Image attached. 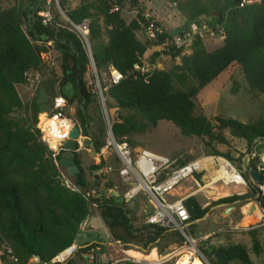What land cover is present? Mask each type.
Masks as SVG:
<instances>
[{
  "label": "trees",
  "instance_id": "trees-1",
  "mask_svg": "<svg viewBox=\"0 0 264 264\" xmlns=\"http://www.w3.org/2000/svg\"><path fill=\"white\" fill-rule=\"evenodd\" d=\"M12 1L15 5L11 8L0 6V236L17 258L12 264H28L33 257L49 263L76 242L94 205L100 210L101 219L113 239L125 248L133 244L146 251L157 248L162 254L172 245L183 246L187 239L179 231L156 225L135 229L134 217L122 198L102 195L106 189L120 187L121 182L104 184L102 191L101 175L89 181L78 158L81 173L69 179L71 188L65 186L64 169L59 165L63 149H51L42 139L39 126L43 106L37 97L25 103L17 87L28 84L27 73L40 72L42 82L37 92L44 87L52 103L58 97L65 98L70 106L77 102V122L84 128L90 121L88 108L95 102V94L85 82L91 60L80 37L62 20L56 4L52 5L55 16L44 24L38 13L44 10L45 0ZM172 1L186 18L187 25L211 18L210 25L224 33V42L220 48L209 52L203 39L197 37L190 55H183V49L171 50L167 54L174 65L169 70L154 71L146 80L134 66L155 44L138 39L137 33L144 22L141 16L127 23L122 12H112L115 0L81 2L73 9L69 1L61 0V7L72 22L90 20L89 42L98 73L113 69L122 75V80L108 85L106 92L117 114L113 123L114 136L120 142L138 147L134 137L149 134L160 122L166 121L184 137L202 141L207 149L228 144L229 134L245 140L250 151L257 139L264 140V116L249 123L224 117L211 120L197 113L196 98L236 64L244 74L250 93L263 97L261 109L264 113V0L243 7L242 0ZM137 3L138 0H132L133 5ZM119 4L124 7L123 0ZM41 39L52 42L59 53L61 74L45 65L42 56L48 49L34 43ZM177 58L180 63L176 62ZM251 166H255V161ZM103 167L102 161L92 170ZM193 178L201 188V178L196 174ZM92 191L95 195L90 194ZM257 191V186H249L248 193L223 197L205 205L197 196L188 197L184 200L190 214L187 236L194 237L195 222L204 218L213 206L254 198ZM258 215L257 212L253 219ZM249 235L253 251L259 256L257 234L251 232ZM97 245L98 242L85 246ZM219 250L228 264H254L243 245L214 247L203 244L201 247L212 264H221L216 258ZM67 264L75 263L70 260ZM122 264L150 263L125 261Z\"/></svg>",
  "mask_w": 264,
  "mask_h": 264
},
{
  "label": "rangeland",
  "instance_id": "rangeland-1",
  "mask_svg": "<svg viewBox=\"0 0 264 264\" xmlns=\"http://www.w3.org/2000/svg\"><path fill=\"white\" fill-rule=\"evenodd\" d=\"M48 1L49 0H45L44 9L48 6ZM165 1L166 3L169 2V4L173 3L172 0ZM124 3H130L131 6H127L129 10H131V8L133 7V5L131 4V0H124ZM53 4L54 2L52 3V5ZM14 5L15 2L12 0L0 1V6L3 9L11 8ZM70 7L71 9H73L76 6L70 4ZM171 7H173L172 9H175L177 8V5L176 7ZM63 11L65 10L63 9ZM32 14H30L29 16L31 17ZM51 16L52 19L55 16L52 8ZM62 20L65 23L67 22L64 17H62ZM211 38L216 37L207 36L204 37V40L208 41V39ZM44 40H35L34 43L37 46H44L48 49V52H46L42 56L45 65L48 68L56 69L58 71V74H61V71H59V53L53 47L52 42H46ZM217 45V43L214 44L212 48H217ZM190 46H192V43L190 44ZM188 49L189 47L183 49V55H187L186 51ZM163 52L166 53V51ZM157 54L159 55H151L150 60L154 63H159L160 69L169 70L174 65L172 59L166 54ZM110 74L111 73L109 72H102V74H99L101 85H109ZM94 78L95 70H92V72L87 75V81L91 79L93 80ZM221 82L222 78L216 81L213 86L205 88L198 95V97L196 98L198 114L204 115L211 120L215 119L216 117H224L237 119L243 123L254 122L260 117L264 116V113L261 109L263 97L261 95L250 93L244 74L238 65H231L226 70L224 83L222 86H220ZM26 86H28L33 93L27 96H25V93H23L25 103H28L32 100V98L37 97L41 105L43 106V109L48 108V114H52L54 112V110L51 108L52 101L44 92V87H42L40 91L37 92L33 90L29 85ZM96 86L97 83L93 81L92 86L90 87H92V90H96ZM18 89L20 92H23L24 90V88H22L21 86H19ZM97 102L98 104L94 108V111H92L91 118L95 125L94 127L98 132L97 137L99 139V144L102 145L107 139L108 120L105 115H103V108L101 107V104L98 100ZM78 106L79 104L77 102L72 105V108L75 110L74 112H70L67 108V110L65 111L67 116L77 120L76 110ZM107 111L111 123L113 124L115 119L117 118V114L114 108V103L109 98L107 100ZM227 139L229 141L228 144L216 145L214 147V150L207 149L202 141L197 138L184 137L172 123L165 121L160 122L159 125L151 131V133L134 137V141L138 143V147H133L130 144L129 145L132 148L136 149L148 148L155 152L167 155L173 159L182 157V159L179 161L181 165L183 162L188 164L196 162L200 159L214 157L211 166L212 168L209 169L210 172H216L220 170V166L218 164L216 165V163L217 159L222 158L230 162L236 169V171L243 177V165L246 164L251 166L252 161H255L254 157H250L252 149L250 151L248 150L247 142L245 140L232 138L229 134H227ZM255 145H257V143ZM50 148L52 149V146H50ZM109 164L114 165L116 164V162L115 160H110ZM253 168H259V171L261 170L264 173V168L259 167L256 162ZM98 175H101L103 183L105 184H109V182H114L115 180H117L116 176L111 172H100V174ZM196 175L201 178L203 183V190H201L197 194V197L200 199V202L203 205L212 203L215 200L223 197L249 192V187L247 185L245 177H243L245 183L241 185L219 182L218 184L213 185V187H207L208 171L204 170L201 173H197ZM188 179L191 180L192 178L190 177ZM186 185H188L186 183V180L181 181V183L173 190V192H178L182 186ZM250 198L253 197H248L245 200L236 201L234 204H232L235 205V209L228 214L225 213L226 209L227 207L232 205L223 204V206H220V204L217 206H213L202 221L195 223L196 227L194 229L193 238H190V240L187 239V243H185L183 246L172 245L171 247L165 249L162 254H159V250L157 249L159 256L153 254L150 257L153 249L150 251H146L138 245L132 244L130 245V248H125L121 244L110 245L108 244V242L105 243L106 241L111 242L114 239L112 238V240H110L109 230L108 228H106L105 224H103V220L101 218L94 219L87 230L81 231L77 238V242L79 245H87L94 241H97L102 247V251L100 252V254L102 255L104 264H122L127 261L125 260V258H127L128 256H136L141 259V256L137 253L146 255L147 258L145 257L144 260L147 263L157 261V258H159L160 261H163V263L160 264H198L196 262L197 257L194 253L197 249L207 259L208 263L212 264L209 257H207L201 251V247L203 246V244L213 245L214 247L233 244L243 245L247 248V253L254 264H264V217H262L264 215H262L261 212V210H264V202H261L259 210L257 211L259 212V215L256 217V219H254L255 223L248 225L247 211L250 205L253 203L252 201H248V199ZM132 202H134L138 207H146L148 211L149 208H152L145 193H140L134 200H132ZM251 232H256L257 238L260 242L261 254L259 256H257L253 251L252 241L249 235ZM71 260H73L75 264H86L79 254L75 255ZM28 264H33L32 259Z\"/></svg>",
  "mask_w": 264,
  "mask_h": 264
},
{
  "label": "built area",
  "instance_id": "built-area-1",
  "mask_svg": "<svg viewBox=\"0 0 264 264\" xmlns=\"http://www.w3.org/2000/svg\"><path fill=\"white\" fill-rule=\"evenodd\" d=\"M67 1L74 6H78L81 2H97L101 0ZM119 1L120 0H115L112 12H123L125 10L127 3H124L123 7L119 4ZM149 1L150 0H138V3L133 5L131 0L133 7L130 11L133 20L137 19L138 16H141L144 19V22L141 23V31L148 41L150 40L155 44L149 49L152 51V55L160 53L169 56L167 53L171 50L191 47L190 44L193 43L197 37L204 39V37L207 36H221L224 39V33L219 31V28L212 27L210 25L211 23L207 21L192 22L187 25L185 30L178 34L169 33L167 29L161 25L159 18L154 12L147 7ZM53 2L66 19L68 29L76 33L82 40L91 60V66L96 68L89 42L90 20L85 19L82 23H74L67 17L66 12L63 11L61 0H49L48 6L38 13V15L43 18L44 24L52 21L51 6ZM259 2H261V0H242L241 6L243 7ZM129 5L130 3H128V6ZM176 5V3H170V6L176 7ZM160 41L161 43H159ZM163 51H166V53ZM134 69L147 80L151 77L154 71L158 70V66L157 63L150 60V57L146 58L144 55L141 62L134 66ZM110 73L109 85L118 84L122 80V75L118 71L111 69ZM26 78L28 82L27 85L37 91L42 82L41 73L31 71L26 74ZM95 79L97 86L94 94H96L97 100L103 108V115H105L108 120L107 139L102 145H99L97 156L103 161L106 156L113 152L117 157L119 168L116 172L122 186L124 187L122 200L126 203L134 200L140 193H145L152 206V213L148 217L147 224L179 231L186 239L190 240V237L186 234L187 228L190 225V214L184 205V200L168 202L166 196L174 190L181 181L193 177V175L201 173L204 170L197 168L194 165L196 164L194 162L181 165L179 161L182 157L173 159L148 148L136 149L132 148L127 142L118 141L113 134V124L111 123L107 111L108 97L106 92L108 91L109 86L101 85L98 76H96ZM68 106L65 98L58 97L54 102V112L52 114L42 115L48 121L46 128L39 126L42 132V139L49 146H52V148L55 147L51 145L53 142L58 144L59 149L62 148L63 143L69 140L72 130L76 126L81 128L75 119L67 116L65 113ZM84 146L82 137L78 140V150ZM104 170L107 172L114 171L111 166L104 167ZM67 177V173L63 172L64 184L66 187L71 188V183ZM258 189L264 194V184L258 185ZM95 193V191H92L90 194L95 195ZM94 206L97 207L96 205ZM261 212L262 215H264V210H261ZM101 251V245L87 248V246L74 243L72 246L57 254L49 263H42L38 257H33L32 262L33 264H67L75 255L79 254L86 264H104L102 255L100 254ZM194 253L202 264H209L207 259L198 251V249ZM125 260L134 263L146 262L145 260L134 258L132 256H128ZM15 262H17V258L13 253V250L0 236V264H12ZM149 263L160 264L159 261H152Z\"/></svg>",
  "mask_w": 264,
  "mask_h": 264
},
{
  "label": "crops",
  "instance_id": "crops-1",
  "mask_svg": "<svg viewBox=\"0 0 264 264\" xmlns=\"http://www.w3.org/2000/svg\"><path fill=\"white\" fill-rule=\"evenodd\" d=\"M126 5H128V4H126ZM147 7L154 12V14L159 18L161 25H163L167 29V31L169 33H171V34H178V33L182 32L183 30L186 29V27H187V20H186V18L178 11L177 8L172 9L173 7L170 6L169 2L166 3L165 0H150L149 3H147ZM122 15H123L124 19L127 21V23H130L133 20V16H132L131 11L129 10L128 6H125V10L122 12ZM207 22H211V18L207 19ZM137 37L142 42L147 41V39H146V37H145V35L143 34L142 31H140V32L137 33ZM203 41H204L205 48L209 52H211V51H214V50L220 48L223 45L224 39L221 36H219V37L216 36V38L208 39V41H205L203 39ZM216 43L218 44L216 46L217 48H214L213 49L212 46L214 44H216ZM191 52H192L191 47H189V49L186 51V54L187 55H190ZM151 55H152V51L151 50H148L146 52V54H145V57L146 58L147 57L149 58ZM168 57H170V56H168ZM176 62L177 63H180V59L177 58ZM157 66H158V70H164V69H160V64L159 63L157 64ZM92 70H95V78H96V76L99 77V73H98L97 69L96 68H93L91 66L89 68L86 76H85V82H86L87 86L91 89L92 93L94 94L95 89L92 90V87H90V86H92L93 81L96 82V79L94 78L93 80L91 79V80H88L87 81V75L90 74V72H92ZM225 74H226V71L223 72L215 81H213L206 88H209L210 86H213L215 84V82L218 81L221 78H222V82L220 83V86H222L223 83H224V76H225ZM99 79H100V77H99ZM103 86H106V85H103ZM21 87L24 88L23 92H20L19 89H18V87H17V90H18V93H19L20 97L24 101L23 93H25L24 95L27 96V95L32 94L33 92H32V90H30V88L28 86H21ZM97 104H98V102H97V96L95 94V102L92 103L89 106V108H88V113L90 115V121H88L89 122V133L87 131H86L87 134L84 133V135L90 136L93 139L94 143H96L95 142L96 141V137L95 136H97V133L98 132H97V129L94 127L95 125L93 123V120H92L91 116H92V111H94V108L97 106ZM51 108L54 110V102L51 103ZM47 109H44V113L42 115L48 114V110ZM68 109H69L70 112H74L75 111L72 108V106H70V105L68 106ZM42 115H41V119H42V121H41V127L46 128V126L48 124V121ZM82 128L83 127L81 126V129ZM83 142H84V137H83ZM52 145L55 146L54 148L56 150L59 149V146H58V144H56V142H53ZM112 153L113 152H111L108 156H106L104 158V160H103L104 167L111 166L114 169V171H112L111 173L116 176L117 182L120 183V180H119L118 175H117V172H116V170L119 168V163H118V160H117L115 154H112ZM97 155H95L94 150L91 147H86V146L80 148L76 152V157L80 161L81 167L85 170V172L87 174V178H88L89 181H91V180L92 181H95L94 176L100 174V172L107 173V171L104 170V167L102 169H100V170H97V171L92 170V167L93 166L99 165L102 162V159L100 157H98ZM110 160H115L116 164L110 165L109 164V161ZM64 172H66V171L64 170ZM260 172L262 173L261 170H260ZM67 178L68 179H71V177H69V176ZM191 178H192L191 180L190 179H185L186 180V183L188 185L182 186L179 189L178 192H173V190H172L167 195L168 198L166 196L167 201L168 202H174V201H178V200H186L190 196H197V194H198L197 192H200L203 189H202V187L199 189V187L195 183V179L193 177H191ZM104 184L105 183H103L101 185V190L102 191L104 190ZM257 187H258V185H257ZM123 193H124V187L121 185L120 187L115 186L112 189H106V190H104L102 192V195H105L107 197L115 196V197H121L122 198ZM261 202L263 203L264 200H262ZM126 205H127L128 209L131 211L132 216L134 217L133 226H134L135 229H139V228L144 227L145 225H148L147 224V220H148V217L152 213L151 212L152 211V208H149L148 207L149 208V211H148L146 209V207L145 208L138 207L132 201L126 202ZM221 205H223V204H221ZM96 218H101V216H100V210L97 207L93 206L91 208L90 215H89L88 219L86 220V222L81 227V231L87 230V228L89 227V225L92 224V221L94 219H96ZM103 224H104V222H103ZM109 238H110V240H112V238H113L112 235L110 234V232H109ZM95 242H97V241H94L92 243H95ZM107 242L110 245H113V244H116V245L119 244L120 245V242H117L115 240H112L111 242L106 241L105 243H107ZM75 243H78L77 240H76ZM92 243H90V244H92ZM87 245H89V244H87ZM137 254H139L141 256V260H144L145 257L147 258V256L144 255V254H140V253H137ZM153 254H156V256H159L158 255V252H157V248H153L150 257ZM132 257L138 258L136 256H132ZM138 259H140V258H138ZM157 261H159L160 263H163V261H160L159 258H157Z\"/></svg>",
  "mask_w": 264,
  "mask_h": 264
},
{
  "label": "water",
  "instance_id": "water-1",
  "mask_svg": "<svg viewBox=\"0 0 264 264\" xmlns=\"http://www.w3.org/2000/svg\"><path fill=\"white\" fill-rule=\"evenodd\" d=\"M81 109L84 110V106L81 105ZM89 133V123L86 122L84 128H80L76 126L69 137V140L65 141L62 145L63 153L59 161V165L63 168L67 175L71 178L77 177L81 173V169L77 164L76 152L78 150V140L84 137V145L86 147H91L94 150L95 155L98 154V147L94 143L93 139L90 136L84 135L85 131ZM257 145H253L251 147L252 152L250 157H254L255 162L259 167L264 168V140L257 139ZM244 177H246L248 187H255L257 185L264 184V175L259 171V168H253L250 165H243ZM263 200V194L260 191H257L256 196L254 198L248 199V201H252L253 203L250 205L247 211V224L251 225L255 223L253 219L254 215L259 210L261 205V201ZM223 206V205H220ZM235 209V205L229 206L226 209V214L230 213ZM204 218L197 220L195 223L202 221ZM216 258L219 260L221 264H228L227 259L223 255L221 250L217 251Z\"/></svg>",
  "mask_w": 264,
  "mask_h": 264
},
{
  "label": "bare ground",
  "instance_id": "bare-ground-1",
  "mask_svg": "<svg viewBox=\"0 0 264 264\" xmlns=\"http://www.w3.org/2000/svg\"><path fill=\"white\" fill-rule=\"evenodd\" d=\"M213 160H214V158L210 157V158L200 159V160L194 162V163H196L194 165L197 168H199L201 170H207L208 171L207 187L208 186L213 187V185L218 184L219 182H224L226 184L234 183L237 185H241V184L245 183L243 177H241L239 175V173L232 166V164L230 162H228L227 160L222 159V158L217 159V163H216V165L218 164L220 166V170L216 171V172H210L209 169L212 168L211 166H212ZM196 262L198 264H202L198 259L196 260ZM182 264H186V263H182Z\"/></svg>",
  "mask_w": 264,
  "mask_h": 264
},
{
  "label": "flooded vegetation",
  "instance_id": "flooded-vegetation-1",
  "mask_svg": "<svg viewBox=\"0 0 264 264\" xmlns=\"http://www.w3.org/2000/svg\"><path fill=\"white\" fill-rule=\"evenodd\" d=\"M95 142H97V141H95ZM95 144L97 145V147H99V145L97 143H95ZM263 200H264V195H263Z\"/></svg>",
  "mask_w": 264,
  "mask_h": 264
}]
</instances>
